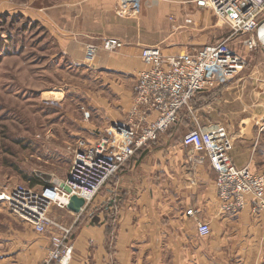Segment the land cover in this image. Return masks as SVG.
<instances>
[{
  "label": "crops",
  "instance_id": "0c3cea01",
  "mask_svg": "<svg viewBox=\"0 0 264 264\" xmlns=\"http://www.w3.org/2000/svg\"><path fill=\"white\" fill-rule=\"evenodd\" d=\"M28 1V10L21 13L47 28L64 57L102 75L106 85L102 89L109 94L96 101L95 110H100L101 118L94 126L99 131L113 120L128 118L133 87L139 72L146 68L143 48L161 46L168 54L199 49L180 51L179 35L170 31L173 24L168 14L175 13L179 20L188 0ZM120 9L130 14L121 15ZM108 37L118 38L124 45L105 50L102 45ZM191 41L199 42L194 37ZM89 44L98 46L94 64L86 55ZM169 44L173 46L168 48ZM240 83L199 94L158 140L139 149L121 167L82 212L52 208L54 224L43 233L26 222L1 229L0 264H43L53 248V237L63 234V228L70 229L68 240L74 246L70 264H264V209L255 211L256 198L250 196L239 214L224 212L216 193L217 170L212 157L207 151L200 153L185 146V135L177 133L189 117L195 119L193 126L211 128L225 117L233 121L241 116L242 123L246 122L243 115L249 107L263 114L264 82L247 95V88L241 90ZM238 102L240 111L239 105L230 108ZM251 156L237 165L264 172L252 168ZM191 208L195 209L193 217L188 215ZM193 218L208 222L211 234L202 237Z\"/></svg>",
  "mask_w": 264,
  "mask_h": 264
},
{
  "label": "rangeland",
  "instance_id": "374dc122",
  "mask_svg": "<svg viewBox=\"0 0 264 264\" xmlns=\"http://www.w3.org/2000/svg\"><path fill=\"white\" fill-rule=\"evenodd\" d=\"M28 2L0 0V191L10 190L18 184L41 187L46 182L39 171L51 174L53 179H66L76 145H91L100 136V128L94 126L101 118L100 110H95L96 101H100L101 95L109 94L102 89L106 85L98 70L72 64L47 28L30 15L21 13L28 10ZM186 3L188 6H183L178 16L179 26L174 29L170 24V31L179 35L177 46L180 51L201 48L232 35V47L247 58L248 65L239 77L223 87L241 82L240 88H247V95L254 86L264 82V43L257 40V47L250 50L244 41L251 34L234 32L231 25L212 11L198 10L193 0ZM11 8L14 10L9 12ZM118 13L130 14L122 9ZM174 14L171 12L167 16L172 24ZM185 17H191L192 22L187 23ZM192 37L199 42H192ZM90 45L93 44L86 47V55ZM93 46L98 50V46ZM172 46L169 44L168 48ZM87 58L94 64L95 58ZM245 103L250 104V101L245 99ZM240 104L233 103L230 108L239 105L237 110L240 111ZM249 108L243 115L246 122L242 123L241 116L233 121L225 117L211 128L197 123L193 126L194 118L189 117L186 123L179 125L178 136L201 129L210 159L216 151L237 165V161L245 160L251 154L254 157L252 168L264 171V117L256 120L264 113L260 114L256 107L254 111ZM124 121L113 120L107 126ZM20 222L24 223L6 204L0 203V230L6 226H23Z\"/></svg>",
  "mask_w": 264,
  "mask_h": 264
},
{
  "label": "built area",
  "instance_id": "2783aa9c",
  "mask_svg": "<svg viewBox=\"0 0 264 264\" xmlns=\"http://www.w3.org/2000/svg\"><path fill=\"white\" fill-rule=\"evenodd\" d=\"M199 9L210 10L231 25L234 32L251 34L245 39L247 48L253 50L264 43V0H193ZM173 27L179 25L174 17ZM187 23L192 22L186 17ZM257 34V38L256 35ZM233 36L217 43L204 45L194 51L168 54L161 46L142 49L141 57L146 68L139 72L133 87V101L128 118L114 122L101 130L91 145L78 143L75 157L65 182L71 191L56 183H46L39 188L18 184L10 190L0 191V203L6 204L15 217L32 225L37 232L47 231L54 224L50 211L55 206L69 210L73 195L84 198L81 212L93 201L109 180L118 173L136 152L150 141H156L179 119V113L201 93L221 88L236 79L248 65L247 58L231 45ZM124 43L115 37L105 38L103 48L114 51ZM97 48L90 45L87 56L95 58ZM86 116H90L86 113ZM194 151L207 150L201 129H193L182 140ZM219 153L212 152L217 170L215 181L220 208L233 215L242 212L248 197L256 198L255 211L264 209V172L249 166L231 164ZM204 158L200 159L203 162ZM195 209L188 210L194 216ZM199 234L206 237L212 228L206 221L193 218ZM53 237V248L43 264H70L74 246L69 242L70 229Z\"/></svg>",
  "mask_w": 264,
  "mask_h": 264
},
{
  "label": "water",
  "instance_id": "95a60500",
  "mask_svg": "<svg viewBox=\"0 0 264 264\" xmlns=\"http://www.w3.org/2000/svg\"><path fill=\"white\" fill-rule=\"evenodd\" d=\"M38 174L44 179L46 183L61 184V186L67 191H71V188L65 182H61L59 179H53L51 174L40 171L38 172ZM84 203V198L78 197L77 195H73L68 205V209L74 213H80L82 207L84 206Z\"/></svg>",
  "mask_w": 264,
  "mask_h": 264
},
{
  "label": "bare ground",
  "instance_id": "6f19581e",
  "mask_svg": "<svg viewBox=\"0 0 264 264\" xmlns=\"http://www.w3.org/2000/svg\"><path fill=\"white\" fill-rule=\"evenodd\" d=\"M262 32L264 33V28L262 29ZM263 35H264V34H263ZM59 180H60L61 182L63 181V179H60V178H59Z\"/></svg>",
  "mask_w": 264,
  "mask_h": 264
},
{
  "label": "trees",
  "instance_id": "16d2710c",
  "mask_svg": "<svg viewBox=\"0 0 264 264\" xmlns=\"http://www.w3.org/2000/svg\"><path fill=\"white\" fill-rule=\"evenodd\" d=\"M46 184V183H45Z\"/></svg>",
  "mask_w": 264,
  "mask_h": 264
}]
</instances>
